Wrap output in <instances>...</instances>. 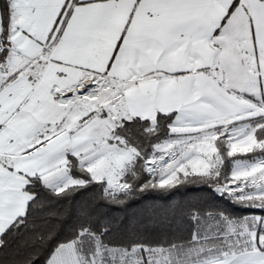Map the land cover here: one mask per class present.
I'll use <instances>...</instances> for the list:
<instances>
[{
	"label": "snow or ice",
	"instance_id": "snow-or-ice-1",
	"mask_svg": "<svg viewBox=\"0 0 264 264\" xmlns=\"http://www.w3.org/2000/svg\"><path fill=\"white\" fill-rule=\"evenodd\" d=\"M0 264H264V0H0Z\"/></svg>",
	"mask_w": 264,
	"mask_h": 264
},
{
	"label": "trees",
	"instance_id": "trees-1",
	"mask_svg": "<svg viewBox=\"0 0 264 264\" xmlns=\"http://www.w3.org/2000/svg\"><path fill=\"white\" fill-rule=\"evenodd\" d=\"M90 194H85V197H77L78 200L86 198ZM208 191L205 190H192L187 191L182 189L175 195H171L167 200L169 204H175L182 201H187L195 197H207ZM166 203L159 194H152L143 198H137L136 200L129 201L127 205L116 207L113 209L102 208L101 211L109 212L112 217L119 220L130 219L134 214L150 215L152 212V206H162Z\"/></svg>",
	"mask_w": 264,
	"mask_h": 264
}]
</instances>
